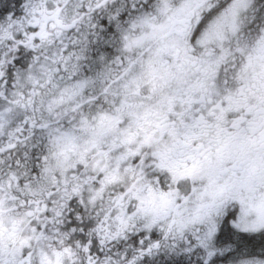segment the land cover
<instances>
[{
  "label": "snow or ice",
  "instance_id": "obj_1",
  "mask_svg": "<svg viewBox=\"0 0 264 264\" xmlns=\"http://www.w3.org/2000/svg\"><path fill=\"white\" fill-rule=\"evenodd\" d=\"M0 264H264V0H0Z\"/></svg>",
  "mask_w": 264,
  "mask_h": 264
}]
</instances>
